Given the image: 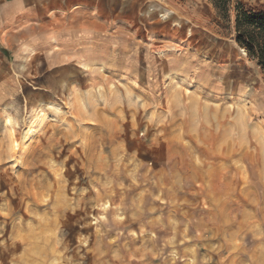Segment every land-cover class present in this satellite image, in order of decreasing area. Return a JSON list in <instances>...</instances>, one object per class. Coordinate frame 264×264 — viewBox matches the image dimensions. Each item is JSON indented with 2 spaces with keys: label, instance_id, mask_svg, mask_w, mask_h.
Returning <instances> with one entry per match:
<instances>
[{
  "label": "rangeland",
  "instance_id": "obj_1",
  "mask_svg": "<svg viewBox=\"0 0 264 264\" xmlns=\"http://www.w3.org/2000/svg\"><path fill=\"white\" fill-rule=\"evenodd\" d=\"M234 6L93 0L67 72L0 48V264H264V69Z\"/></svg>",
  "mask_w": 264,
  "mask_h": 264
},
{
  "label": "crops",
  "instance_id": "obj_2",
  "mask_svg": "<svg viewBox=\"0 0 264 264\" xmlns=\"http://www.w3.org/2000/svg\"><path fill=\"white\" fill-rule=\"evenodd\" d=\"M91 3L93 0H0V48L7 57L19 59L61 55L60 66L50 60L52 69L70 71L76 59H84L82 49L93 39L76 20Z\"/></svg>",
  "mask_w": 264,
  "mask_h": 264
},
{
  "label": "trees",
  "instance_id": "obj_3",
  "mask_svg": "<svg viewBox=\"0 0 264 264\" xmlns=\"http://www.w3.org/2000/svg\"><path fill=\"white\" fill-rule=\"evenodd\" d=\"M220 15L228 17L234 0H211ZM236 42L264 69V13H255L236 1Z\"/></svg>",
  "mask_w": 264,
  "mask_h": 264
},
{
  "label": "bare ground",
  "instance_id": "obj_4",
  "mask_svg": "<svg viewBox=\"0 0 264 264\" xmlns=\"http://www.w3.org/2000/svg\"><path fill=\"white\" fill-rule=\"evenodd\" d=\"M9 122V121H8ZM43 122H44V115L42 114V115H40V117L37 119V121H36V125L34 126V128H32L31 130H30V132H29V135L30 136H32V135H34L35 133H37L38 132V130H39V128L42 126V124H43ZM35 124V123H34ZM13 133V132H12ZM28 135V136H29ZM29 138V137H28ZM25 141V140H24Z\"/></svg>",
  "mask_w": 264,
  "mask_h": 264
}]
</instances>
